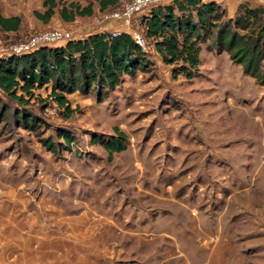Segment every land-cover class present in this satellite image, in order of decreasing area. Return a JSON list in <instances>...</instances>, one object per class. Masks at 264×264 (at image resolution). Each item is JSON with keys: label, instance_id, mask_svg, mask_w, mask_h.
<instances>
[{"label": "rangeland", "instance_id": "rangeland-1", "mask_svg": "<svg viewBox=\"0 0 264 264\" xmlns=\"http://www.w3.org/2000/svg\"><path fill=\"white\" fill-rule=\"evenodd\" d=\"M69 1L90 2L94 10L62 21L57 10ZM122 1L99 11L95 0H56L53 15L43 23L32 14L43 10L41 0H0V15L20 18L17 31L0 30V48L50 27L76 29L77 36L109 30L101 16ZM141 17L134 16L131 30L141 32ZM151 45L147 40L146 65L122 74L114 87L100 92V100L95 87L67 94L76 108L67 117L44 86L33 89L24 104L0 91V190L35 179L39 185L25 187L27 193L35 195L43 185L49 194L42 180L57 177L59 193L113 212L117 219L127 214L122 226L135 232L116 235H134L136 245L131 248L132 240L125 239V258L108 264H200V251L211 245L198 251L196 238L221 226L222 240L224 229L236 227L220 212L223 196L233 190L245 206L233 213L236 225L241 220L235 230L240 239L250 236L237 241V264H264V82L243 73L241 63L211 39L199 44L188 75L179 62L163 63ZM259 65L264 72V58ZM21 113L31 128L21 125ZM114 126L124 134L125 147L107 158L102 141L115 136ZM58 130L71 136L68 148ZM44 137L55 143L54 153L41 145ZM148 244L155 250L149 247V252Z\"/></svg>", "mask_w": 264, "mask_h": 264}, {"label": "trees", "instance_id": "trees-1", "mask_svg": "<svg viewBox=\"0 0 264 264\" xmlns=\"http://www.w3.org/2000/svg\"><path fill=\"white\" fill-rule=\"evenodd\" d=\"M97 9L103 11L117 0H95ZM56 0H41L42 11L32 14L46 22L53 14ZM93 12L90 2L80 6L69 1L59 6L57 13L63 21L76 16H89ZM20 23L17 15H0V30L15 31ZM140 35L144 50L125 31L111 36L107 30H96L81 38L69 39L59 45H41L21 54L0 57V91L18 103H27L33 89L48 86V97L67 117L76 109L70 107L66 95L74 91L97 89V100L104 88L114 87L122 74H132L147 63L146 41L163 63L179 62V69L189 74L187 68L195 67L199 44L211 39L216 49L228 53L232 61L241 63L242 71L257 83L264 81L259 62L264 58V7L248 1L236 4L231 16L214 0H169L159 3L142 14ZM173 76L175 70L172 69ZM27 98H25V97ZM20 123L31 128L32 122L24 113ZM115 136L102 141L106 157L125 147L124 134L114 126ZM64 147L70 145L68 132L58 130ZM43 148L56 151L55 143L44 137ZM57 143V142H56ZM59 143V142H58Z\"/></svg>", "mask_w": 264, "mask_h": 264}, {"label": "crops", "instance_id": "crops-1", "mask_svg": "<svg viewBox=\"0 0 264 264\" xmlns=\"http://www.w3.org/2000/svg\"><path fill=\"white\" fill-rule=\"evenodd\" d=\"M214 1L221 4L227 16H231L236 4L243 0ZM248 2L264 7V0ZM46 88L49 89L48 86ZM42 182H46V186L50 187L49 194L43 193V185L41 192L36 189L38 193L35 195L27 193L25 187L32 185L37 188L39 185L35 179L30 182L20 181L16 186L0 190V264H108L109 261L125 258L123 251L129 249V246H123L125 239L127 244L132 240L131 248L136 245L134 235L129 238L122 236L135 232L134 229L122 226L124 222L121 220L127 218V214L117 219L113 212L100 210L83 199L67 194L65 196L64 192L59 193L62 186L57 177L52 181L43 179ZM223 198L220 212L226 215L228 221L234 222L236 227H233V230L224 229L222 240L219 237L221 226H217V231L207 237L196 238L197 250L201 245H211L205 248L206 251H200L204 256L200 264H237L241 259L236 252L241 247L237 241L244 242L250 238L248 236L246 239H240L241 235L235 230L241 220H238L236 225L233 213L237 209L245 208L242 197L231 190ZM229 207L231 211L227 212ZM133 217L139 219L136 213ZM244 231V235H249L247 230ZM204 232L205 229L200 228V233ZM119 233L122 235H116ZM212 234L216 235V239L210 242ZM149 247L151 251L155 250V244H148V251L151 252ZM119 256L121 258H116ZM134 263L136 264L132 262Z\"/></svg>", "mask_w": 264, "mask_h": 264}, {"label": "built area", "instance_id": "built-area-1", "mask_svg": "<svg viewBox=\"0 0 264 264\" xmlns=\"http://www.w3.org/2000/svg\"><path fill=\"white\" fill-rule=\"evenodd\" d=\"M169 0H123L110 11L103 13L101 19L110 26L111 36L119 31L128 32L133 40L144 50V43L140 33L131 30V23L137 13L146 14L151 7ZM76 29L63 27H50L31 32L22 40L8 44L1 49L0 57L8 54H21L29 52L41 45H59L66 40L81 38L75 34ZM89 33V32H88ZM85 36V35H84ZM216 235L212 234L209 241H214Z\"/></svg>", "mask_w": 264, "mask_h": 264}]
</instances>
